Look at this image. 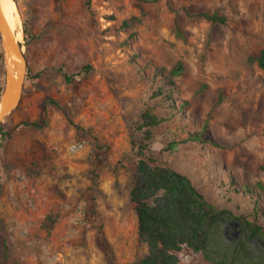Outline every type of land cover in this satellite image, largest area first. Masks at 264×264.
I'll return each mask as SVG.
<instances>
[{
    "label": "rangeland",
    "instance_id": "1",
    "mask_svg": "<svg viewBox=\"0 0 264 264\" xmlns=\"http://www.w3.org/2000/svg\"><path fill=\"white\" fill-rule=\"evenodd\" d=\"M13 1L27 73L0 125V264H131L147 254L129 201L131 141L143 139L147 108L163 119L151 143L158 162L220 209L249 215L258 199L264 229V73L255 62L264 0ZM179 62L174 109L154 96V75ZM7 74L0 37V99ZM42 119V128L22 125ZM205 126L202 141H188ZM223 235L238 238L237 223H224ZM178 258L210 264L187 248Z\"/></svg>",
    "mask_w": 264,
    "mask_h": 264
},
{
    "label": "trees",
    "instance_id": "2",
    "mask_svg": "<svg viewBox=\"0 0 264 264\" xmlns=\"http://www.w3.org/2000/svg\"><path fill=\"white\" fill-rule=\"evenodd\" d=\"M87 5L90 6V0H87ZM201 16L212 24L226 22L217 14L204 13ZM123 29H129L128 23H124ZM177 35H181L180 32L177 31ZM134 56L138 60V55ZM255 62L264 73V49ZM89 69L85 67L82 72ZM183 72L184 66L179 62L169 74L159 69L154 75L159 81L154 96L165 99L174 109L177 104L173 100L172 79ZM65 79L70 82L71 76L65 75ZM180 106L183 109L185 103ZM162 122L163 119L158 118L152 109H145L139 124L143 139L131 141L136 161L132 167L129 201L137 219L138 240L147 247V254L131 264H180L178 254L184 248L200 254L210 264H264V248L251 244L253 239L264 243L258 199L252 198L255 207L249 215L220 209L198 191L191 179L166 164H160L152 153L151 143L154 129ZM22 125L42 128L45 119ZM204 129L207 126L188 141H202ZM174 147L171 145L170 149ZM96 149L102 150L103 146L97 144ZM97 179L98 175L93 173V180ZM252 190L247 185L241 186V193L252 195ZM92 216L96 217V213L92 212ZM227 221L237 223L239 236L233 241L226 240L223 235V225Z\"/></svg>",
    "mask_w": 264,
    "mask_h": 264
},
{
    "label": "water",
    "instance_id": "3",
    "mask_svg": "<svg viewBox=\"0 0 264 264\" xmlns=\"http://www.w3.org/2000/svg\"><path fill=\"white\" fill-rule=\"evenodd\" d=\"M0 37H1L3 47H4V52H5L8 68L10 66L11 61H16L19 64V73L16 78L14 90L9 100L7 101L6 105L0 111V125H1L4 119L8 115H10L13 112V110L17 107L19 100L21 98L23 84L26 78V73H27V61L22 51V47L20 43H17L14 40L13 35L9 31V29L5 26L2 20L1 9H0ZM8 74H9V69H8ZM8 74H7V78H8Z\"/></svg>",
    "mask_w": 264,
    "mask_h": 264
},
{
    "label": "bare ground",
    "instance_id": "4",
    "mask_svg": "<svg viewBox=\"0 0 264 264\" xmlns=\"http://www.w3.org/2000/svg\"><path fill=\"white\" fill-rule=\"evenodd\" d=\"M0 9L2 20L5 26L9 29L14 37V40L19 43L21 42L22 35L20 31L21 20L19 12L13 0H0ZM9 74L7 78V85L4 95L0 101V111L6 105L9 100L16 83V78L19 73V64L16 61H11L9 66Z\"/></svg>",
    "mask_w": 264,
    "mask_h": 264
}]
</instances>
